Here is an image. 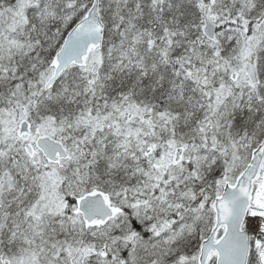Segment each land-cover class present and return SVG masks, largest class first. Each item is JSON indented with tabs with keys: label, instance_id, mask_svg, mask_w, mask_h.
Segmentation results:
<instances>
[{
	"label": "snow or ice",
	"instance_id": "1",
	"mask_svg": "<svg viewBox=\"0 0 264 264\" xmlns=\"http://www.w3.org/2000/svg\"><path fill=\"white\" fill-rule=\"evenodd\" d=\"M0 264H264V0H0Z\"/></svg>",
	"mask_w": 264,
	"mask_h": 264
}]
</instances>
